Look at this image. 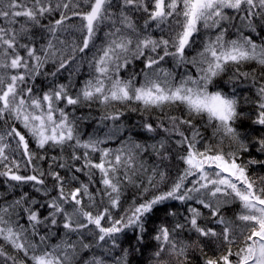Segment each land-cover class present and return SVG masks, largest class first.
I'll use <instances>...</instances> for the list:
<instances>
[{
    "label": "snow or ice",
    "instance_id": "snow-or-ice-1",
    "mask_svg": "<svg viewBox=\"0 0 264 264\" xmlns=\"http://www.w3.org/2000/svg\"><path fill=\"white\" fill-rule=\"evenodd\" d=\"M0 264H264V0H0Z\"/></svg>",
    "mask_w": 264,
    "mask_h": 264
}]
</instances>
